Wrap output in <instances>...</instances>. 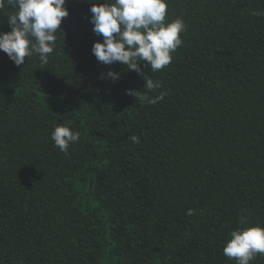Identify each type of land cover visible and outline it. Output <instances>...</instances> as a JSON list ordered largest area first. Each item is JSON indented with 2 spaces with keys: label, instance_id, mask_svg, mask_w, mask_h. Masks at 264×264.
I'll return each mask as SVG.
<instances>
[{
  "label": "trees",
  "instance_id": "16d2710c",
  "mask_svg": "<svg viewBox=\"0 0 264 264\" xmlns=\"http://www.w3.org/2000/svg\"><path fill=\"white\" fill-rule=\"evenodd\" d=\"M167 6L186 30L166 68L140 65L155 91L96 60L85 0L47 64L0 51V264H236L230 233L264 227V0ZM58 125L80 133L67 155Z\"/></svg>",
  "mask_w": 264,
  "mask_h": 264
},
{
  "label": "clouds",
  "instance_id": "9594fccd",
  "mask_svg": "<svg viewBox=\"0 0 264 264\" xmlns=\"http://www.w3.org/2000/svg\"><path fill=\"white\" fill-rule=\"evenodd\" d=\"M90 4L89 22L92 32L102 37L94 42L91 53L98 62L111 65L119 62L127 70H133L143 78L140 65L153 72L166 68L172 61V53L183 44L181 33L186 30L183 19L166 21L167 0H85ZM67 0H0V15L6 17L10 31H0V51L20 66L25 58L36 56L43 64L56 47L57 31H61L62 19L68 16L64 5ZM7 13V15H6ZM253 16L264 12L253 10ZM119 72L109 70L100 78L119 79ZM149 91L161 87L158 80L144 79ZM126 94L143 101L139 90L126 89ZM165 92L151 98L155 104ZM51 140L65 155L69 145L80 139L79 131L70 125H58L51 132ZM188 215L193 210H188ZM224 256L235 259L236 264H250L257 254L264 256V227L252 226L234 230L222 249Z\"/></svg>",
  "mask_w": 264,
  "mask_h": 264
}]
</instances>
